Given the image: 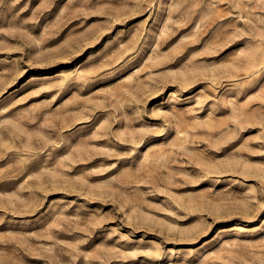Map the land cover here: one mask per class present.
<instances>
[{
	"label": "rangeland",
	"instance_id": "rangeland-1",
	"mask_svg": "<svg viewBox=\"0 0 264 264\" xmlns=\"http://www.w3.org/2000/svg\"><path fill=\"white\" fill-rule=\"evenodd\" d=\"M0 264H264V0H0Z\"/></svg>",
	"mask_w": 264,
	"mask_h": 264
}]
</instances>
